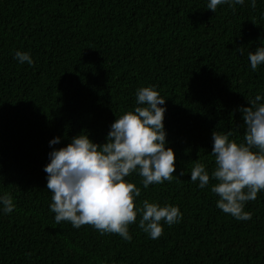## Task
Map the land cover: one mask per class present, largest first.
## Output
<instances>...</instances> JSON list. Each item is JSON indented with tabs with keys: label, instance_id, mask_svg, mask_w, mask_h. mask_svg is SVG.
I'll use <instances>...</instances> for the list:
<instances>
[{
	"label": "trees",
	"instance_id": "trees-1",
	"mask_svg": "<svg viewBox=\"0 0 264 264\" xmlns=\"http://www.w3.org/2000/svg\"><path fill=\"white\" fill-rule=\"evenodd\" d=\"M209 2L0 0V196L10 193L15 204L11 213L0 205V264H264V191L246 203L252 217L242 221L217 207L215 180L204 188L191 180L195 163L210 176L216 167L213 131L244 143L239 109L264 97V64L253 71L248 59L264 46V0L215 12ZM17 51L34 65L19 63ZM146 86L166 99L176 171L147 188L138 171L125 179L141 189L137 208L144 200L178 206L182 220L162 221L152 239L138 214L131 241L56 224L49 153L84 131L104 143Z\"/></svg>",
	"mask_w": 264,
	"mask_h": 264
},
{
	"label": "clouds",
	"instance_id": "clouds-1",
	"mask_svg": "<svg viewBox=\"0 0 264 264\" xmlns=\"http://www.w3.org/2000/svg\"><path fill=\"white\" fill-rule=\"evenodd\" d=\"M225 3L234 7L244 0H210L207 8L215 12ZM251 7H256V0H251ZM15 58L21 64L34 65L28 52L17 51ZM248 59L252 70H257L264 64V46L249 52ZM247 99L250 106L239 109L246 126L244 143L230 141L231 132L214 130V171L210 176L202 162L191 169V180L199 181L201 188L210 179L216 181L211 191L219 197L217 207L242 221L252 217L244 210L246 203L264 191V97L258 94ZM165 102L153 86L141 87L136 92L137 106L114 121L104 143L94 142L84 131L67 146L49 153L50 163L44 170L56 224L68 221L75 228L91 225L102 234L114 233L131 241L129 226L136 223L138 214L139 227L152 239L163 234L162 221L171 226L182 220L178 206L144 200L137 208L141 189L125 179L138 171L144 188L172 180L176 155L172 147L166 146ZM60 139L56 137L50 144L56 145ZM0 205L4 213L14 210L10 193L0 196Z\"/></svg>",
	"mask_w": 264,
	"mask_h": 264
}]
</instances>
